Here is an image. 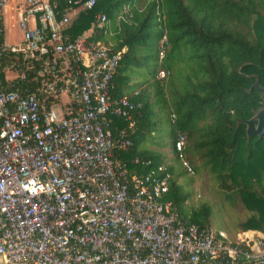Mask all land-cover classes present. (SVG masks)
Instances as JSON below:
<instances>
[{
	"label": "built area",
	"instance_id": "built-area-1",
	"mask_svg": "<svg viewBox=\"0 0 264 264\" xmlns=\"http://www.w3.org/2000/svg\"><path fill=\"white\" fill-rule=\"evenodd\" d=\"M95 2L23 0L9 43L0 0V263L264 264V231L229 236L182 219L165 197L164 163L129 171L113 155L130 144L141 86L110 91L123 48L92 35L105 13L93 11L87 29L70 35L72 19ZM112 117L123 121L115 139ZM183 145L177 131L174 151L191 172Z\"/></svg>",
	"mask_w": 264,
	"mask_h": 264
},
{
	"label": "trees",
	"instance_id": "trees-1",
	"mask_svg": "<svg viewBox=\"0 0 264 264\" xmlns=\"http://www.w3.org/2000/svg\"><path fill=\"white\" fill-rule=\"evenodd\" d=\"M137 1L96 0L93 9L79 11L68 28L75 37L90 25L93 11L105 13L115 32L110 48H123L110 91L119 95L141 86L135 126L128 131L130 144L125 150L113 146V155L129 171L144 172L164 163L170 172L165 197L179 217L209 226L206 207L189 213L183 209L187 194L180 190L172 164L165 163L167 155L137 148L147 132L167 122L171 158L178 159L173 141L180 131L182 155L192 168L200 161L220 190L236 195L249 210L240 229L264 231V138H246L242 123L262 104L254 88L247 91L253 78L242 72L256 73L264 86V0H142L141 7ZM104 30L105 25L92 35L99 38ZM148 59L152 80L129 83L123 78L121 70L127 64L141 66ZM158 67L166 74L162 84L153 79ZM152 85L155 92L168 90L167 102L157 109L146 89ZM160 108L163 117L157 116ZM121 126L123 121L112 117L113 139ZM133 156L149 163H133Z\"/></svg>",
	"mask_w": 264,
	"mask_h": 264
},
{
	"label": "rangeland",
	"instance_id": "rangeland-1",
	"mask_svg": "<svg viewBox=\"0 0 264 264\" xmlns=\"http://www.w3.org/2000/svg\"><path fill=\"white\" fill-rule=\"evenodd\" d=\"M23 0H7L8 10L5 9L4 19V39L6 42H13L17 40L21 32L18 26L17 12L21 8ZM16 4L14 8L10 9V6ZM136 5L142 6V0H138ZM116 21H114L115 25ZM113 25L110 22H106L105 30L100 35L99 39L107 44H111L115 39ZM151 59H148L145 65L135 66L131 63L127 64L125 68L121 70V75L129 83H140L146 80H152V77L147 72ZM160 68V67H158ZM157 68V69H158ZM164 70V69H163ZM155 75V74H154ZM166 74L158 80L160 84L164 82ZM155 79V77H153ZM173 77V81H174ZM146 85V84H145ZM147 91L150 93V99L154 101V108L157 109L158 104H165L168 99V90H163L162 93L155 92L153 85L148 86ZM157 116L164 115L163 109H158ZM168 123L161 121L158 128L147 132L144 137L138 142L137 148L139 150L148 148L155 152H160L167 155L165 163L172 164V172L176 177V181L180 186V190L187 194L184 202L183 209L189 213L193 210H200V208L206 207L208 213V223L213 229H222L229 236L234 232L242 230L239 224L247 216L249 210L246 209L234 194H226L217 186L212 174L208 169L203 166L200 161H197V166L192 168L191 172L185 170L180 161L175 158H171V150L169 148L168 140ZM170 157V158H169ZM199 164V165H198ZM264 184V179L262 180ZM5 264H19V263H5Z\"/></svg>",
	"mask_w": 264,
	"mask_h": 264
},
{
	"label": "water",
	"instance_id": "water-1",
	"mask_svg": "<svg viewBox=\"0 0 264 264\" xmlns=\"http://www.w3.org/2000/svg\"><path fill=\"white\" fill-rule=\"evenodd\" d=\"M237 69H239V67ZM242 73L245 76L253 78L252 82L247 87V91L254 88L262 101V104L258 105L248 118L242 120V123L244 124L245 136L246 138L251 136L264 138V86L260 84L259 77L256 73Z\"/></svg>",
	"mask_w": 264,
	"mask_h": 264
},
{
	"label": "crops",
	"instance_id": "crops-1",
	"mask_svg": "<svg viewBox=\"0 0 264 264\" xmlns=\"http://www.w3.org/2000/svg\"><path fill=\"white\" fill-rule=\"evenodd\" d=\"M0 264H3V263H0ZM20 264V263H19Z\"/></svg>",
	"mask_w": 264,
	"mask_h": 264
}]
</instances>
